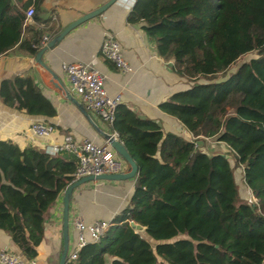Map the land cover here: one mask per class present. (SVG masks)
Listing matches in <instances>:
<instances>
[{
    "label": "trees",
    "instance_id": "1",
    "mask_svg": "<svg viewBox=\"0 0 264 264\" xmlns=\"http://www.w3.org/2000/svg\"><path fill=\"white\" fill-rule=\"evenodd\" d=\"M39 1L0 0V54L16 46L33 56L44 36L62 30L25 21L30 4L32 19L43 21ZM126 19L193 81L159 107L195 138L164 133L118 103L110 126L137 164L133 191L104 233L65 264H264V0H134ZM253 50L257 56L226 73ZM0 99L30 114L56 111L28 73L2 78ZM205 137L225 142L256 201L239 198L230 158L199 146ZM76 164L73 155L0 139V228L26 258L37 254L44 213Z\"/></svg>",
    "mask_w": 264,
    "mask_h": 264
},
{
    "label": "crops",
    "instance_id": "2",
    "mask_svg": "<svg viewBox=\"0 0 264 264\" xmlns=\"http://www.w3.org/2000/svg\"><path fill=\"white\" fill-rule=\"evenodd\" d=\"M104 1L106 0H40V17L43 21L36 22L31 19L27 22L41 26L47 21V24L63 29L73 19ZM133 2L134 0H117L100 14L77 25L57 44L45 50L42 59L80 102L61 67L64 61H82L98 69L104 76L108 93H119L121 103L135 110L140 116L156 120L164 133L173 132L192 139L193 134L185 125L174 115L162 110L159 103L173 92L188 88L193 81L175 72L171 59L159 56L154 42L139 23L127 21L126 16ZM107 33L120 43L123 55L131 65L130 71L120 70L103 53L101 45ZM25 73L33 76L37 85L53 103L55 114H30L23 109L9 106L0 99V139L11 140L21 148L32 145L43 149L46 144L61 143L66 133L71 134L75 140L88 138L103 143L106 140L102 132H113L111 126L96 111L85 108L83 104L87 114L83 113L66 97L62 89L53 86L50 75L35 61L34 55L31 56L16 46L0 54V80ZM203 80L199 78V81ZM35 120L49 123L52 126L51 133L47 136L34 134L30 125ZM201 147L209 153L226 150L225 142L213 137H205ZM59 153L72 156L65 150ZM133 186L134 178L94 179L75 187L69 206V250L76 241L75 219L92 222L112 218L129 202ZM62 192L44 213L43 237L36 246L37 254L34 256L36 264H58L63 244ZM0 245L13 254L25 257L11 240L10 234L2 228Z\"/></svg>",
    "mask_w": 264,
    "mask_h": 264
},
{
    "label": "built area",
    "instance_id": "3",
    "mask_svg": "<svg viewBox=\"0 0 264 264\" xmlns=\"http://www.w3.org/2000/svg\"><path fill=\"white\" fill-rule=\"evenodd\" d=\"M34 13L33 5H28L25 10V21L32 19ZM47 35L44 36L42 44L46 42ZM103 53L122 71H130L131 65L125 59L120 43L117 39L107 33L101 45ZM61 67L65 73L69 86L79 96L85 108L96 111L101 118L110 125L115 109L121 101L119 93L110 94L106 90L103 74L88 63L82 61H64ZM32 132L38 136H47L52 131V126L42 120H35L31 123ZM113 133H116L113 131ZM195 138V136H193ZM226 149L227 145L225 144ZM44 151L50 154L59 153L65 150L76 158L75 178L87 174H99L103 172H121L127 167L125 160L119 156L107 141L97 143L92 139H73L72 135H63L61 143L46 144ZM226 154V150L223 151ZM252 195V194H250ZM253 202L256 201L252 200ZM112 224L111 218L97 219L86 222L81 218L74 221L76 229L75 244L68 251V260L76 259L77 251L85 243L97 240ZM1 264H36L35 258L21 257L11 253L6 247L0 245Z\"/></svg>",
    "mask_w": 264,
    "mask_h": 264
},
{
    "label": "water",
    "instance_id": "4",
    "mask_svg": "<svg viewBox=\"0 0 264 264\" xmlns=\"http://www.w3.org/2000/svg\"><path fill=\"white\" fill-rule=\"evenodd\" d=\"M117 0H106L100 5L96 6L95 8L86 11L82 13L77 18L73 19L71 22H69L60 32H58L56 35L50 37L48 40H46L43 45L37 50V52L34 55V59L36 62H38L50 75V80L58 89H62L65 93L66 97L70 99L73 103H75L82 111L83 113L87 114V111L85 110L83 103L80 102L76 96L68 89L65 82L52 70V68L46 64L43 59L42 55L45 50L53 47L55 44H57L71 29L75 28L77 25L81 24L82 22L95 17L96 15L100 14L102 11H104L108 6L116 2ZM48 37V35H47ZM103 137L105 140L109 143V145L116 151V153L121 156L126 164L127 167L124 171L121 172H103L99 174H87L83 175L81 177L75 178L71 183H69L62 192V249L59 256L58 264H65L68 258V250H69V206H70V200L72 196V192L75 187L82 184L83 182L94 180V179H109V180H122V179H130L134 178L137 173V164L126 149L123 142L119 139L117 133L113 132H102ZM203 140L198 139L197 144L201 146ZM130 225L134 227L137 231L144 230V227L142 224L134 222L130 220Z\"/></svg>",
    "mask_w": 264,
    "mask_h": 264
},
{
    "label": "rangeland",
    "instance_id": "5",
    "mask_svg": "<svg viewBox=\"0 0 264 264\" xmlns=\"http://www.w3.org/2000/svg\"><path fill=\"white\" fill-rule=\"evenodd\" d=\"M257 54H258L257 51L253 50V51L246 53L245 55H242L241 57L238 58V60L235 62V64L227 70L226 73H229L231 70H234L243 61H246L253 56H257ZM226 154L230 158V162L233 166L234 178H235V182L237 184L239 198L241 200L248 202V203H252L253 202L252 200H254V198L256 199V197L253 194L250 195L251 193H250V191H249V189H248V187L244 181V178H243L242 165L239 162H237V160H236L234 154H232V152L227 153V151H226ZM139 232L145 238L149 239L152 244L155 243V241L152 238H150L145 233L144 230H140Z\"/></svg>",
    "mask_w": 264,
    "mask_h": 264
}]
</instances>
